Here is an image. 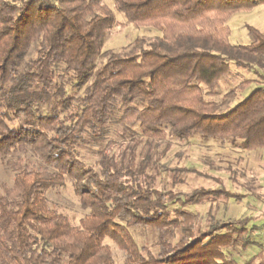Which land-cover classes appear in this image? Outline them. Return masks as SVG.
I'll list each match as a JSON object with an SVG mask.
<instances>
[{"label": "trees", "instance_id": "obj_1", "mask_svg": "<svg viewBox=\"0 0 264 264\" xmlns=\"http://www.w3.org/2000/svg\"><path fill=\"white\" fill-rule=\"evenodd\" d=\"M112 2L125 23L160 34L127 56L102 52L118 24L103 0H0V164L11 174L0 264H116L107 240L119 264H238L232 253L255 244L249 219L202 223L192 209L243 195L220 179L165 188L158 148L194 137L264 148V31L247 26L248 44L233 45L227 26L264 0ZM233 68L254 77L222 93ZM67 185L77 224L48 198ZM136 230L153 231V245ZM241 264H264V249Z\"/></svg>", "mask_w": 264, "mask_h": 264}, {"label": "rangeland", "instance_id": "obj_2", "mask_svg": "<svg viewBox=\"0 0 264 264\" xmlns=\"http://www.w3.org/2000/svg\"><path fill=\"white\" fill-rule=\"evenodd\" d=\"M103 2L114 11L112 0H103ZM114 13L118 24L106 33L102 52L109 51L127 56L137 50L134 48L135 40L151 41L159 33L155 29L136 28L125 23L121 14L115 11ZM227 26L230 30L231 44H248L247 26L264 31V5L255 7L250 12L234 14L228 20ZM253 77L250 72L233 68L230 76L220 81V91L225 93L231 87ZM248 91L249 88L242 97L248 94ZM240 99L241 96L235 98L236 101ZM213 100L220 102L221 97ZM117 134L116 130H112L110 139L118 141ZM158 151L164 152L159 162L161 165L159 170L162 171L159 177L165 188L187 193L201 186L213 187L215 181L220 179L227 190L243 195L237 202L220 198L215 202H204L192 209L202 223L209 221L211 217L215 221L222 222L249 219L246 228H252L249 237L255 244L245 252L238 250L232 253L238 264L264 249V148L243 151L228 142L218 140L205 142L194 137L188 141L168 138L159 144ZM87 158L92 159L91 154ZM166 169L178 174L180 183L172 184L170 173ZM0 180L11 183L10 172L1 164ZM48 198L73 224H77L84 214L79 209L77 199L69 185L48 193ZM132 235L139 246L154 243V233L151 230L132 231ZM106 242L111 247L116 264H119L122 260L121 253L110 241Z\"/></svg>", "mask_w": 264, "mask_h": 264}]
</instances>
